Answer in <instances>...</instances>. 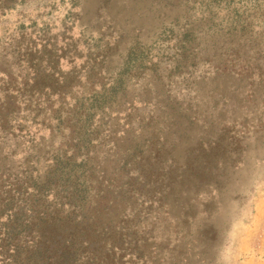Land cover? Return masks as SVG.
I'll list each match as a JSON object with an SVG mask.
<instances>
[{"label":"rangeland","instance_id":"1","mask_svg":"<svg viewBox=\"0 0 264 264\" xmlns=\"http://www.w3.org/2000/svg\"><path fill=\"white\" fill-rule=\"evenodd\" d=\"M36 189L57 218L0 222V264L231 261L264 205V0H0L1 221Z\"/></svg>","mask_w":264,"mask_h":264},{"label":"trees","instance_id":"2","mask_svg":"<svg viewBox=\"0 0 264 264\" xmlns=\"http://www.w3.org/2000/svg\"><path fill=\"white\" fill-rule=\"evenodd\" d=\"M129 57L127 56V59H125L124 63H123V66L127 67L129 64H130V61H128ZM124 68V67H123ZM125 71V69H123V72ZM123 83V79L121 77H118L117 79H115L114 81V86H112L111 88V91H110V94L111 95H115V92H116V89L117 87H119L121 84ZM102 97H106L104 96L103 94H94L93 95V98H92V101H93V104L96 105L97 103H100L101 101V98ZM77 159L76 157L74 156H68V157H63V158H55L52 162L53 165H55L56 167V170H59V169H67L70 171L74 168H81V180L80 177H78V180L80 184H86L88 182V179L84 177V172L88 171V170H85L83 169V167H85L86 163L89 161V159H86V158H82L79 163H77ZM83 169V170H82ZM82 190L79 189V188H76L74 187V189L71 191V193L69 192V197L70 195H73L75 193H81ZM34 195L33 196H37L38 199H33L32 201L31 200H28L30 201L31 203H26L25 200H22L24 201L23 202V206H9L8 204H5V205H2L1 207H3L4 209H6V214H5V220L1 221V218L4 214H2V212H0V222H2L1 224L6 225V231L3 232V237L6 238L9 236L10 238V235L13 234V232H16L19 227L21 226V224L23 222H27V221H36L37 223H40V222H47L49 221L51 224L53 222V220L55 218H57V213L56 214H50L47 215L45 213L44 210H40V206H38L37 202L39 200H41V197L43 198V191L41 189H36L34 190ZM45 198V196H44ZM69 200H72V197L69 198ZM73 201V200H72ZM0 202H2V200H0ZM69 204H71V202L69 201ZM74 206H76L75 204H73ZM89 205V202H86V204H81V207H79V211H81L80 213V223L84 222L86 223L89 219H90V216H88V214H86L84 212V210L88 207ZM90 206V205H89ZM78 211V212H79ZM48 222V225L51 226V224ZM68 222H70L68 220ZM80 223H75L74 225H72L73 227V231L74 230H77V225L80 224ZM71 224V223H70ZM47 225V226H48ZM72 230L71 229H68L66 226H62L60 232L62 233H67L69 234L68 232H71Z\"/></svg>","mask_w":264,"mask_h":264},{"label":"clouds","instance_id":"3","mask_svg":"<svg viewBox=\"0 0 264 264\" xmlns=\"http://www.w3.org/2000/svg\"><path fill=\"white\" fill-rule=\"evenodd\" d=\"M264 205L261 207L257 224L250 227L241 237L238 251L231 261L217 259V264H264Z\"/></svg>","mask_w":264,"mask_h":264}]
</instances>
